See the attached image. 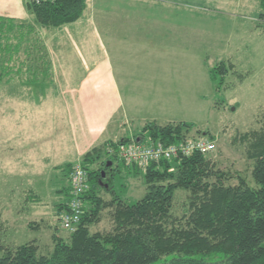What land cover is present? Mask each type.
<instances>
[{
	"label": "trees",
	"instance_id": "obj_1",
	"mask_svg": "<svg viewBox=\"0 0 264 264\" xmlns=\"http://www.w3.org/2000/svg\"><path fill=\"white\" fill-rule=\"evenodd\" d=\"M258 2V16L264 20V0ZM85 6L86 0L27 1L31 19L0 16V83L52 82L51 58L39 27L73 21L83 16ZM232 67L231 62L221 60L208 68L215 87ZM192 126L184 120H145L135 137L174 143L192 136L188 134ZM237 138L252 159L250 176L255 186L237 170L232 174L215 167L199 151L150 162L143 168L126 164L107 148L128 141L125 136L98 142L75 161L55 164L49 180L54 181L53 193L62 194L53 201L57 215L71 195L74 163L85 170L88 184L76 228L60 234L56 223L47 253L39 252L35 239L9 244L0 236V264H264V114L257 127ZM121 163L133 173L142 172L145 191L134 201H127L113 188L112 178ZM231 177L234 182L228 181ZM28 190L30 198L41 199ZM176 190L186 192L180 214L175 210ZM104 211L109 228L92 229Z\"/></svg>",
	"mask_w": 264,
	"mask_h": 264
},
{
	"label": "rangeland",
	"instance_id": "obj_2",
	"mask_svg": "<svg viewBox=\"0 0 264 264\" xmlns=\"http://www.w3.org/2000/svg\"><path fill=\"white\" fill-rule=\"evenodd\" d=\"M122 1L117 0L115 4H125L126 11L134 9L135 5L144 11L143 17L138 18L142 23H131L121 31L125 42L120 49L114 48L113 59L121 79L119 84L125 103L131 104L132 99H136L138 105L143 104V108L146 106L150 110V114L132 123L127 115L120 121L122 113L119 112L107 140L116 141L123 136L128 140L135 139L144 119H149L150 115L161 116L155 120L161 123L191 122L193 126L188 134L201 135L207 130L213 136L214 148L206 154L215 167L232 174L237 170L255 186L250 176L252 159L247 157L245 145L237 136L257 127L264 114V20L258 16L261 9L258 0H192L184 7L150 0L133 4ZM101 10L96 8V15L104 34L99 17ZM153 24L163 30L153 32ZM134 31L137 34L132 36ZM118 52L122 54L120 57ZM221 60L231 62L233 67L228 68L223 82L215 87L209 79L208 68ZM122 67L124 70L120 71ZM2 109L0 103L1 240L16 244L35 239L39 252L47 253L51 250L50 233L56 223L60 234L68 233L60 225L53 205L62 194L53 193L54 181L49 177L50 193L43 195L16 175L12 157L6 152L10 143L7 128L11 125ZM107 148L109 152L112 146ZM118 167L119 171L112 178L114 190L127 201L136 200L145 191L142 172L133 173L122 163ZM233 177L228 181L234 182ZM28 189L41 199L30 198ZM185 199L186 192L176 190L175 210L178 214L183 210ZM34 222L37 227L31 226ZM109 226L104 211L100 221L91 228Z\"/></svg>",
	"mask_w": 264,
	"mask_h": 264
},
{
	"label": "crops",
	"instance_id": "obj_3",
	"mask_svg": "<svg viewBox=\"0 0 264 264\" xmlns=\"http://www.w3.org/2000/svg\"><path fill=\"white\" fill-rule=\"evenodd\" d=\"M115 1L86 0L83 16L57 26L39 27L51 58L52 82L0 83L2 111L11 125L7 128L10 143L6 152L12 157L16 175L43 195L50 193V168L75 161L94 144L110 138L119 112L120 121L127 115L132 123L150 114L136 99L125 103L113 59L114 48L120 49L125 42L121 31L142 23L138 18L143 17L144 9L134 4V9L126 11L125 4ZM150 1L184 7L192 0ZM98 7L102 8L99 17L104 34L96 15ZM0 16L31 19L27 0H0ZM152 26L155 33L163 30L158 24ZM158 117L150 115L153 119L144 120Z\"/></svg>",
	"mask_w": 264,
	"mask_h": 264
},
{
	"label": "built area",
	"instance_id": "obj_4",
	"mask_svg": "<svg viewBox=\"0 0 264 264\" xmlns=\"http://www.w3.org/2000/svg\"><path fill=\"white\" fill-rule=\"evenodd\" d=\"M39 3L52 0H27ZM213 147V138L210 136L187 137L179 142L164 144L161 141L149 142L135 138L119 142L109 152L126 164H137L141 168L150 162H158L160 159H171L172 156L188 154L193 150L207 151ZM85 170L78 162L74 163L70 172L71 195L67 202V208L61 211L60 225L62 228L72 231L76 228L83 211L82 194L87 188Z\"/></svg>",
	"mask_w": 264,
	"mask_h": 264
},
{
	"label": "bare ground",
	"instance_id": "obj_5",
	"mask_svg": "<svg viewBox=\"0 0 264 264\" xmlns=\"http://www.w3.org/2000/svg\"><path fill=\"white\" fill-rule=\"evenodd\" d=\"M198 136H205L204 134H201V135H192V136H187V137H198ZM208 136V135H207ZM187 137H185V138H187ZM184 138V139H185ZM181 140H183V139H181ZM181 140H178V141H176V142H179V141H181ZM213 148H214V139H213V147L210 149V150H207V151H199V150H193V151H191L190 153H188V154H191L192 152H194V151H199V152H203V153H207V152H210L211 150H213ZM188 154H184V155H188ZM176 156H179V155H176ZM173 157H175V156H172V158ZM69 200V199H68ZM68 202V201H67ZM66 208H67V203H66ZM65 208V209H66ZM65 209H63V210H65ZM62 210V211H63ZM61 213V212H60ZM60 213H59V215H60ZM58 215V216H59Z\"/></svg>",
	"mask_w": 264,
	"mask_h": 264
},
{
	"label": "water",
	"instance_id": "obj_6",
	"mask_svg": "<svg viewBox=\"0 0 264 264\" xmlns=\"http://www.w3.org/2000/svg\"><path fill=\"white\" fill-rule=\"evenodd\" d=\"M107 164H110V161ZM104 186H106V183H104Z\"/></svg>",
	"mask_w": 264,
	"mask_h": 264
}]
</instances>
